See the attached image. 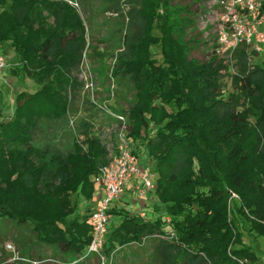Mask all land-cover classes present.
<instances>
[{"label": "trees", "instance_id": "obj_1", "mask_svg": "<svg viewBox=\"0 0 264 264\" xmlns=\"http://www.w3.org/2000/svg\"><path fill=\"white\" fill-rule=\"evenodd\" d=\"M126 3L132 28L112 73L128 80L133 96L120 108L115 95L111 108L127 118L132 150L137 158L146 151L157 178L155 201L143 216L111 205L119 222L108 226L105 252L154 238L151 264H264L244 241L246 232L264 237V63L250 62L254 50L245 43L231 59L214 53L198 60L191 55L199 42L189 35L187 5ZM259 5L264 16V0ZM4 42L20 58L11 73L37 85L17 94L10 115L0 106V218L29 228L35 239L13 238L20 259L8 264L49 259L43 246L63 262L51 259L73 261L90 243L94 209L87 204L90 210L81 213L78 201L92 199L108 152L84 119L75 128L83 140L73 136L66 151L37 145L35 136L43 123L68 120L82 85L73 72L89 46L85 25L66 0H0Z\"/></svg>", "mask_w": 264, "mask_h": 264}, {"label": "rangeland", "instance_id": "obj_2", "mask_svg": "<svg viewBox=\"0 0 264 264\" xmlns=\"http://www.w3.org/2000/svg\"><path fill=\"white\" fill-rule=\"evenodd\" d=\"M79 14L84 25L87 38L86 49L83 52V60L77 70L73 72L78 81L84 83L83 78L91 77L92 88L98 98L96 101H105L108 93L117 95V106L120 108L127 107L132 101L133 90L128 80H118L112 71L115 64L116 55L123 49V36L131 30V22L127 14L129 5L126 0H66ZM247 0H172V4L187 5L192 12L193 28L189 30V35H196L199 42L197 48L192 51L191 55L202 61L209 59L211 54L218 51L221 55V47L218 43V32L222 27L231 28L233 15L239 19H244L250 23H258L256 29L264 33V18L260 24L258 20L252 21L247 18L245 10ZM9 4V0H7ZM119 11H115L116 9ZM256 42V41H255ZM253 43L249 45V50H254L250 54V62L264 63V43ZM258 46L259 49H256ZM91 47H95L97 54L93 53ZM0 51L7 64L4 70L0 71V106L5 115H10L15 105V98L20 91L26 90L32 92L37 85L29 78L22 77L19 74H12L10 67H18L20 58L18 53L11 47L9 42L0 44ZM155 57L161 60L156 50ZM103 53V55H102ZM233 73L237 72V66L231 67ZM90 75V76H89ZM89 79V78H88ZM90 82V80H89ZM224 88L230 89V78L223 77ZM83 85L75 92L72 98L73 104L68 113V120L64 119L59 123H43L35 136V143L43 145L45 143L54 144L60 150L66 151L71 145L72 138L81 140L82 135L76 133L69 124L71 117H75L78 124L84 119L87 123L94 122L102 127L108 126L113 122V118L104 112L94 110V103L87 100L82 95ZM90 114V115H88ZM81 126V125H80ZM77 128V127H76ZM83 140V139H82ZM84 143H81L83 146ZM84 148V146H83ZM138 162L145 173L151 172L153 189L156 182V174L153 172V163H148L146 151L137 153ZM98 190V188L96 189ZM96 191L90 201H78V209L81 213L88 212L89 206L95 205L100 196ZM148 194L153 195V190ZM147 194V195H148ZM146 196H141L137 191L126 192L122 200H115L116 204L122 208L128 209L131 213L140 212L146 201ZM126 201L127 203L125 204ZM119 222V217L112 214L108 226L112 227ZM244 241L250 244L255 253L264 258V237L255 236L248 232L244 235ZM13 238H17L21 244L32 243L35 241L29 228L18 226L13 220L0 218V263L8 264L16 256L12 247H14ZM156 244L154 238H147L140 243H131L107 254L103 249V254L108 259L107 264H151L153 248ZM8 245L11 246L8 247ZM24 250H27L25 247ZM42 254L52 256L62 261V256L55 253L51 247H41ZM56 259V260H57ZM53 260V259H52ZM65 262V261H64ZM45 264H58L48 261ZM76 264H99L97 256H87Z\"/></svg>", "mask_w": 264, "mask_h": 264}, {"label": "built area", "instance_id": "obj_3", "mask_svg": "<svg viewBox=\"0 0 264 264\" xmlns=\"http://www.w3.org/2000/svg\"><path fill=\"white\" fill-rule=\"evenodd\" d=\"M245 10L247 18L252 19V21L258 20L259 24L262 18H264L260 13L259 0H247ZM228 20H231V28L222 27L218 32V43L221 47L222 54L220 55L218 51L216 53L222 58L231 59L235 49L241 43L247 45H251L255 41L257 43H264V33L256 29L258 23L255 22V24L250 23L247 25V19H239L236 15H233L232 18H228ZM255 48L259 49L258 46H255ZM6 66L7 64L0 51V71L4 70ZM83 80L81 97L83 98L86 96L87 100L94 103V110L104 112L114 119L106 128L99 124L95 125L94 122L90 123V125L93 126L89 129L90 132L92 131L95 136L102 140L108 152L107 164L103 165L98 174L94 176V183L97 188L103 191V196L100 197L99 204L89 215L91 240L84 255L76 260L60 263L52 259H43L31 261V264H43L48 261L58 264H76L90 255L97 256L99 264H107L108 259L103 254V249L106 241L108 224L111 219V214L109 213L111 205L116 199L121 197L127 182L133 178L139 180V184L136 186L135 190L141 196H146L153 189L151 172L145 173L143 171L137 156L132 150V143L127 136V118L111 108V104L115 99V94L108 93L105 101L98 102L96 101L98 94L96 95L92 88L91 77H85ZM75 121V117H71L69 120V124L73 130H76ZM82 139L83 138H81V140ZM232 196L236 197L235 194H232ZM140 212L141 216H143L144 213L142 210ZM8 247L11 248L10 245H8ZM13 259H20V257L16 255ZM241 264L244 263L241 262Z\"/></svg>", "mask_w": 264, "mask_h": 264}, {"label": "crops", "instance_id": "obj_4", "mask_svg": "<svg viewBox=\"0 0 264 264\" xmlns=\"http://www.w3.org/2000/svg\"><path fill=\"white\" fill-rule=\"evenodd\" d=\"M138 184H139V180H138L137 178H133V179H131L130 181L127 182L123 194L126 193V192H133V191H136L135 188H136V186H137ZM96 189H97V187H96ZM152 190H153V189H152ZM96 191H98V193H99L98 195H99L100 197L103 196V191H102L101 189L98 188V190H95V192H96ZM95 192H94V193H95ZM123 194L121 195L120 198L116 199V201H117V200H122ZM116 201H114L112 205H115V206H117V207H120L119 205L116 204ZM154 201H155V194H154V191H153V195H152V194H148V195H147V197H146V201H145V203L143 204V209H142V210L147 209L148 206L151 205ZM124 202H125V204L127 203L126 201H124ZM98 204H99V201H97V203H96L95 205H92L91 207H92V208H96ZM111 218H112V215H111ZM110 220H111V219H110ZM146 239H147V238H146Z\"/></svg>", "mask_w": 264, "mask_h": 264}]
</instances>
